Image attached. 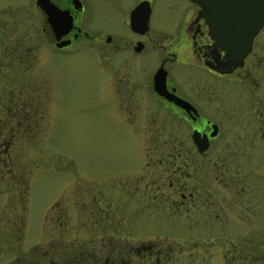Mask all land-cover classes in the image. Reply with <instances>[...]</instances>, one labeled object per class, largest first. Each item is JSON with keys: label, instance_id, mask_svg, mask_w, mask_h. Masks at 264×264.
<instances>
[{"label": "flooded vegetation", "instance_id": "obj_1", "mask_svg": "<svg viewBox=\"0 0 264 264\" xmlns=\"http://www.w3.org/2000/svg\"><path fill=\"white\" fill-rule=\"evenodd\" d=\"M50 1L71 14V28L61 37L70 42L57 46L47 15L34 0L42 19L41 29L53 48L62 50L71 45V52L88 48L102 53V60L113 65H127L142 52L159 56L155 71L160 66L166 69V95L154 88L155 71L150 80L138 83L105 78L107 94L116 100L117 116L126 131L135 138L144 126H152L156 100L169 113L182 118L187 129L178 141V156L167 160V174L162 179L156 180L155 158L151 159L147 150V160L141 167L151 175L148 179L140 177L136 168L139 164L135 163L130 173L126 169L120 174L116 188L110 184L98 195L73 194L68 264H204L208 252L218 257L224 252L228 264H264V239L248 235L254 224L264 222V24L237 63L214 42L200 6L192 0ZM162 3L171 10L169 31L152 27V15ZM106 15L113 20V28L95 25L94 18ZM155 34L173 41L156 44L152 38ZM175 61L196 64L220 80H171L168 66ZM173 95L186 103L179 105L168 99ZM210 102L215 105L210 106ZM232 128L237 138L233 143L229 136ZM195 130L202 138L204 134L207 137L203 149L193 138ZM133 143L146 145L136 139ZM224 148L233 151L224 152ZM212 149L213 156L208 157ZM257 149L262 151H251ZM245 150L247 156L241 162L240 154L245 155ZM253 159L255 162H251ZM257 161L259 186L246 185L252 171L241 165ZM227 209L232 229H247L229 238V245L221 248L214 230L220 226V213ZM51 218L54 223H64L58 212ZM151 226L163 227L165 232L176 227L183 237L153 236L156 230L139 235L140 227ZM205 228L212 235L203 234Z\"/></svg>", "mask_w": 264, "mask_h": 264}, {"label": "rangeland", "instance_id": "obj_2", "mask_svg": "<svg viewBox=\"0 0 264 264\" xmlns=\"http://www.w3.org/2000/svg\"><path fill=\"white\" fill-rule=\"evenodd\" d=\"M169 18V5L160 4L152 27L169 31ZM94 19L95 25L114 27L108 15ZM41 22L34 0H0V264H68L73 194L98 195L110 184L116 188L120 174L126 169L130 173L135 163L140 177L148 179L151 175L141 167L147 150L155 158L156 180L162 179L167 160L178 156V141L187 133L182 118L156 100L152 126H144L134 138L122 127L116 100L107 94L109 76L132 83L150 80L158 65L156 53L142 52L127 65H113L88 48H53ZM152 38L156 44L173 41L157 34ZM168 68L171 80H220L196 64L175 61ZM235 128L230 130L231 143L237 140ZM135 139L146 145L136 146ZM247 152L240 154L241 162ZM212 153L214 149L208 157ZM257 166L258 161L241 165L252 171L246 185L259 186ZM57 212L63 224L52 221ZM228 214V209L220 213V226L214 230L221 248L247 229L234 231ZM250 215L254 219L253 211ZM174 228L165 232L163 227H140L139 235L156 230L153 236L183 237ZM248 230L249 236L264 239V222ZM203 231L212 235L208 228ZM223 253H205L204 264H228Z\"/></svg>", "mask_w": 264, "mask_h": 264}, {"label": "water", "instance_id": "obj_3", "mask_svg": "<svg viewBox=\"0 0 264 264\" xmlns=\"http://www.w3.org/2000/svg\"><path fill=\"white\" fill-rule=\"evenodd\" d=\"M196 2L202 15L211 28V37L214 42L233 57L237 62L249 51L254 35L264 24V0H192ZM47 15L48 22L55 34L57 46H64L70 39L61 40V37L71 28V14L69 10L58 8L50 0H36ZM134 25V19H131ZM238 63V62H237ZM166 69L160 66L153 75L155 90L166 95ZM177 104L184 105L185 100L173 95L168 97ZM215 132L212 131L211 135ZM193 138L200 143V148L206 147L207 137L203 138L198 131H193Z\"/></svg>", "mask_w": 264, "mask_h": 264}]
</instances>
